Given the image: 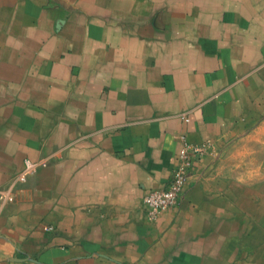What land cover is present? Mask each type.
<instances>
[{"label": "crops", "instance_id": "crops-1", "mask_svg": "<svg viewBox=\"0 0 264 264\" xmlns=\"http://www.w3.org/2000/svg\"><path fill=\"white\" fill-rule=\"evenodd\" d=\"M0 191V264H264V0H0Z\"/></svg>", "mask_w": 264, "mask_h": 264}, {"label": "built area", "instance_id": "built-area-1", "mask_svg": "<svg viewBox=\"0 0 264 264\" xmlns=\"http://www.w3.org/2000/svg\"><path fill=\"white\" fill-rule=\"evenodd\" d=\"M204 155L205 149L202 147L189 148L188 145L184 146L177 163L172 168L166 186L162 189L152 190L142 198L140 209L146 221L153 223L162 211L174 209L179 205L184 185L192 173L194 164L201 160ZM20 181L24 182L25 177H20ZM2 199L0 191V203Z\"/></svg>", "mask_w": 264, "mask_h": 264}, {"label": "rangeland", "instance_id": "rangeland-1", "mask_svg": "<svg viewBox=\"0 0 264 264\" xmlns=\"http://www.w3.org/2000/svg\"><path fill=\"white\" fill-rule=\"evenodd\" d=\"M210 151H211V150H210ZM206 153H209V154H210L211 152H209V150H208L207 152L205 151V154H206ZM218 157H220V156H218Z\"/></svg>", "mask_w": 264, "mask_h": 264}]
</instances>
